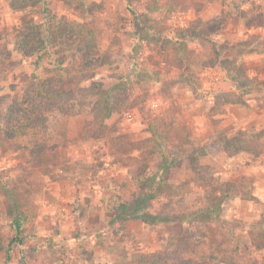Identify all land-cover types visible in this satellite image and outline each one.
<instances>
[{"label": "rangeland", "instance_id": "1", "mask_svg": "<svg viewBox=\"0 0 264 264\" xmlns=\"http://www.w3.org/2000/svg\"><path fill=\"white\" fill-rule=\"evenodd\" d=\"M31 18L43 33L70 32L69 50L14 51L0 100L30 87L28 76L50 74V61H68L79 45L81 57L91 35L79 38L78 24L92 31L99 52L89 60L98 64L72 72L80 75L72 96L78 113L49 118L60 151L54 165L29 177L19 148L27 138L6 143L0 132V264H149V254L179 239L214 240L206 264H264V126L256 111L253 129L227 121L232 112L243 116L246 93L264 107V0H0V32ZM108 99L119 110L104 120V135L82 139L85 122L99 119ZM151 175L147 186L157 194L141 211L162 220L108 224L120 203L146 193L138 178ZM14 186L20 190L10 195ZM16 199L27 218L22 245L11 243Z\"/></svg>", "mask_w": 264, "mask_h": 264}, {"label": "trees", "instance_id": "2", "mask_svg": "<svg viewBox=\"0 0 264 264\" xmlns=\"http://www.w3.org/2000/svg\"><path fill=\"white\" fill-rule=\"evenodd\" d=\"M77 27H79V32H77L79 38L82 39L91 35L89 49L81 57H77L74 53L84 51L79 45L68 61L64 59L50 61V64L54 66L50 74L45 77H40L38 73L28 76L27 80L31 84L30 87L21 91L12 89V95L0 100V132L3 140L6 143H14L19 136L27 138L28 142L19 145V148L26 155L25 162L21 164L27 167L21 169L23 173L28 172L29 177L37 174L43 166L54 165L59 157V146L52 143L50 116L56 111L62 112L65 116H72L78 113L76 101L72 96L75 91V81L80 78V75L72 76V72H86L93 68L92 66L98 64L97 61L89 60L91 54L99 52V48L93 39L92 31H87L86 25L78 24ZM42 28V23H37L31 18L24 20L21 28L13 33L0 32V76L8 70L14 51L22 56L31 57L36 53L39 56L41 54L51 56L53 48L61 46L64 51L69 50V48L65 47L67 41L64 36L70 32L65 33V31L60 29L48 28L43 33ZM9 36L13 39V50L9 48ZM72 69L73 71H71ZM105 104L102 105L103 113L99 119L85 122L81 134L82 139L104 135L106 127L104 120L119 110L118 105L110 103L109 99L105 101ZM183 142L190 143L191 140L184 137ZM163 158L165 160V157ZM51 159V163L47 164ZM172 163L174 162L165 163L164 168L172 167L174 165ZM145 180L146 182L141 177L138 178L139 185L147 187L146 193L139 196L133 203H120V215L109 220L108 224H113L114 221L119 219L121 224L125 219L132 217L139 218L144 223H155L162 220V215H153L141 211L144 202L153 199L158 190L156 185L147 186L148 181H155V175L147 176ZM29 185H32V182ZM10 186L13 187L12 184L7 187ZM18 190L20 189L14 186L8 193L11 195ZM11 210L13 214L10 227L15 234L11 243L16 242L22 245L24 243L23 229L27 219L24 214L25 209L20 206L19 200L16 199L12 201ZM177 241L179 242L169 243L163 249L149 254L151 263H148L206 264V259L213 256L214 248L210 247V245H215L214 240L202 241L203 243H195L193 245H188L181 239ZM11 243L6 250L7 260L12 257Z\"/></svg>", "mask_w": 264, "mask_h": 264}, {"label": "crops", "instance_id": "3", "mask_svg": "<svg viewBox=\"0 0 264 264\" xmlns=\"http://www.w3.org/2000/svg\"><path fill=\"white\" fill-rule=\"evenodd\" d=\"M219 9H220V7H219ZM221 29H223V31H225V30H227V29H225V27L223 26V28H221ZM222 31V32H223ZM235 35H237L238 37H236L235 39H239L240 38V36L242 35V34H239L238 33V31L237 30H235ZM239 34V35H238ZM222 36H225V35H222ZM220 40H221V37H218ZM9 48L11 49L12 47H11V43L9 44ZM13 50V49H12ZM206 73H208V72H206ZM205 73V71H201L200 72V75H203V74H206ZM214 74H216V79L219 81L221 78H225V79H227L228 80V82L230 83V85H231V88H233L234 90L236 89V90H240L239 88H237L234 84H233V82H232V80H230L231 79V76L229 75H225L223 72H221V71H215L214 72ZM214 84V89L213 90H215L214 91V93H218V92H220V88H218L219 86H217V84H219V82H215V83H213ZM207 85V84H206ZM251 94H253V92L252 93H249V94H245V102H244V104L243 105H239V108H240V110L243 112V116L241 117H238L237 118V114H234V112H232L230 115L228 114V123L231 125V124H233V126L234 127H236V126H238V128H241V127H243V129H248V130H250V129H253V126H254V111H256V113L258 114L257 116L260 118V120L259 121H261V125H263L264 126V107H260V108H255L254 107V103H253V99H248L247 98V96H251ZM212 106V105H211ZM260 109V110H259ZM205 115V114H204ZM199 117H200V120L202 121V122H204V123H200L201 125L200 126H205V120H207L206 118H204V117H202V115H201V113L198 115ZM73 120V119H72ZM78 120V118L77 117H75V121H77ZM72 122V121H71ZM199 123V122H198ZM212 129H213V127H212Z\"/></svg>", "mask_w": 264, "mask_h": 264}, {"label": "built area", "instance_id": "4", "mask_svg": "<svg viewBox=\"0 0 264 264\" xmlns=\"http://www.w3.org/2000/svg\"><path fill=\"white\" fill-rule=\"evenodd\" d=\"M130 115H131V113L128 114V116H130Z\"/></svg>", "mask_w": 264, "mask_h": 264}]
</instances>
